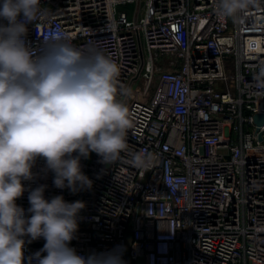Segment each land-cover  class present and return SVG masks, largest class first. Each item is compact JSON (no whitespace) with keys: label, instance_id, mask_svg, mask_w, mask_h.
I'll return each mask as SVG.
<instances>
[{"label":"built area","instance_id":"obj_1","mask_svg":"<svg viewBox=\"0 0 264 264\" xmlns=\"http://www.w3.org/2000/svg\"><path fill=\"white\" fill-rule=\"evenodd\" d=\"M40 3L49 12L28 25L34 51L51 28L110 57L130 114L128 149L152 158L137 169L123 153L112 165L91 153L81 165L92 188L76 193L56 188L37 161L27 187L85 202L70 246L88 255L122 245L126 264H264V126L255 122L264 0L236 21L216 14V0ZM127 5L134 13L119 9ZM27 197L17 201L25 210ZM44 244L26 240L24 264Z\"/></svg>","mask_w":264,"mask_h":264},{"label":"clouds","instance_id":"obj_2","mask_svg":"<svg viewBox=\"0 0 264 264\" xmlns=\"http://www.w3.org/2000/svg\"><path fill=\"white\" fill-rule=\"evenodd\" d=\"M258 0H216V14L239 19ZM40 0H0V264H24V246L45 244L30 264H126L124 247L79 254L77 238L85 202L62 195L45 198L46 184L35 188L33 169L44 161L58 189L91 190L81 159L96 153L112 165L122 153L137 169H147L151 155L128 149L131 127L127 106L116 99L119 68L94 47L75 46L59 29H49L41 50L28 41V25L48 14ZM264 66L256 77L264 87ZM28 192L30 207L17 201ZM46 253V255H42Z\"/></svg>","mask_w":264,"mask_h":264},{"label":"water","instance_id":"obj_3","mask_svg":"<svg viewBox=\"0 0 264 264\" xmlns=\"http://www.w3.org/2000/svg\"><path fill=\"white\" fill-rule=\"evenodd\" d=\"M255 122L260 130V128L264 126V114H256ZM260 139L263 140L262 134L260 135Z\"/></svg>","mask_w":264,"mask_h":264},{"label":"rangeland","instance_id":"obj_4","mask_svg":"<svg viewBox=\"0 0 264 264\" xmlns=\"http://www.w3.org/2000/svg\"><path fill=\"white\" fill-rule=\"evenodd\" d=\"M121 11L128 12L129 14L134 13V7L132 5H127V6H121L119 7Z\"/></svg>","mask_w":264,"mask_h":264}]
</instances>
